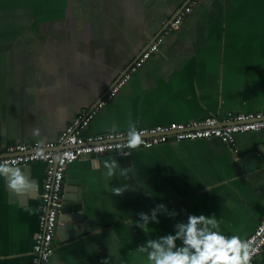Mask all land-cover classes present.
<instances>
[{
	"label": "crops",
	"instance_id": "1",
	"mask_svg": "<svg viewBox=\"0 0 264 264\" xmlns=\"http://www.w3.org/2000/svg\"><path fill=\"white\" fill-rule=\"evenodd\" d=\"M186 1L0 0V154L14 143L55 141ZM262 110L264 0H199L86 133ZM235 142L236 152L217 138L168 141L133 150L126 166L114 154L70 163L64 178L78 180L88 229L65 242L55 234L50 264H146L136 247L188 214H214L221 233L244 240L264 217V144L253 131ZM111 158L120 167L108 177ZM44 167L31 163L36 186L26 197L12 199L0 177V264L30 263ZM116 186L128 188L114 195ZM158 204L178 215L158 213V224L137 228L138 214ZM255 264H264V248Z\"/></svg>",
	"mask_w": 264,
	"mask_h": 264
},
{
	"label": "built area",
	"instance_id": "2",
	"mask_svg": "<svg viewBox=\"0 0 264 264\" xmlns=\"http://www.w3.org/2000/svg\"><path fill=\"white\" fill-rule=\"evenodd\" d=\"M199 0H189L174 18L166 25L155 39L147 45L111 89L89 110H84L59 133L55 141L35 139L24 143H14L5 147L0 154V162L13 166L32 162L44 164V180L40 192V206L37 215V231L30 254L29 264H50L53 249V237L56 234L57 218L63 206L62 192L64 186V171L66 167L85 156L98 157L106 154L127 155L133 151L124 146L122 139L126 132L110 131L98 134H82L86 131L97 110L111 100L130 78L143 61L159 50L164 39L178 29L182 18L190 12ZM167 21L164 22V24ZM143 130L144 144L139 148H150L168 141L217 138L232 152H236L235 135L245 132H260L264 144V110L250 112H227L223 117L209 115L201 120L189 122H171L166 125H156ZM40 144L44 152L37 156L34 148ZM244 240L252 241L253 248L258 251L253 256L251 264L264 248V217L259 221L253 233Z\"/></svg>",
	"mask_w": 264,
	"mask_h": 264
},
{
	"label": "clouds",
	"instance_id": "3",
	"mask_svg": "<svg viewBox=\"0 0 264 264\" xmlns=\"http://www.w3.org/2000/svg\"><path fill=\"white\" fill-rule=\"evenodd\" d=\"M116 133L115 126L110 129ZM39 135V129L33 130ZM143 130H139L135 122H129L122 139L124 146L135 150L144 141ZM34 154L40 156L44 149L40 144L34 148ZM120 167L115 158L104 161L105 175L113 177ZM121 176L126 175L121 171ZM0 177H3L7 188L20 197L28 196L35 188L33 182L22 169L8 163L0 162ZM128 187H114V195H121ZM158 213L175 218L178 213L169 210L164 204H158L150 213H139L135 226L143 232L150 223H159ZM219 222L214 214H188L185 221L176 222L173 231L155 239H146L136 247V252L146 254V264H251L258 251L253 248L252 241L242 240L237 235H225L219 231ZM179 242V243H177Z\"/></svg>",
	"mask_w": 264,
	"mask_h": 264
},
{
	"label": "water",
	"instance_id": "4",
	"mask_svg": "<svg viewBox=\"0 0 264 264\" xmlns=\"http://www.w3.org/2000/svg\"><path fill=\"white\" fill-rule=\"evenodd\" d=\"M188 1L189 0H187L180 8H178V10H180L182 7H184L188 3ZM178 10H177V12H178ZM174 16L171 17L170 19H168L165 24H163L162 28H160V30L156 34V36H158L160 34V32L174 18ZM154 39L155 38H153V40ZM139 55L137 56V58L139 57ZM132 64H130L118 76V78H116V80L108 88L107 92L117 82V80L125 72H127L129 70V68L132 66ZM85 133H86V131H84L82 134H85ZM118 160H119L121 166H126V165H128L130 163V157L127 156V155H118ZM30 166H31V163L25 164V165H19V166H16V167H19L20 169H22V171L24 172V174L26 176H28V178L31 180V178H30ZM31 181L36 186L35 180L32 179ZM31 193L29 195H31ZM10 195H11V198L12 199H14L15 196H16V194H14L11 191H10ZM62 200H63V206H62V209L60 211V214H59V216L57 218L56 235H57V237H58V239H59L60 242H65V241H67L70 238H73V237H76V236L81 235L82 233H84L88 229L87 223L83 219V216H82V206H81V203H80V201H81V193H80V189L78 187V180H74V179H71V178H64V186H63V192H62ZM82 222L85 224V227L84 228H82Z\"/></svg>",
	"mask_w": 264,
	"mask_h": 264
}]
</instances>
